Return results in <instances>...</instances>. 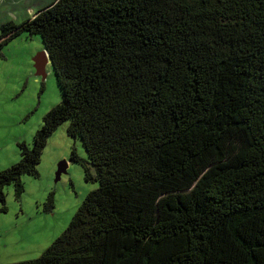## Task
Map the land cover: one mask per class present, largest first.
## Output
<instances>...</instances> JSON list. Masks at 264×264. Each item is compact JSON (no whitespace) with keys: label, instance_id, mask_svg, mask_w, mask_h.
Instances as JSON below:
<instances>
[{"label":"trees","instance_id":"16d2710c","mask_svg":"<svg viewBox=\"0 0 264 264\" xmlns=\"http://www.w3.org/2000/svg\"><path fill=\"white\" fill-rule=\"evenodd\" d=\"M23 31L62 99L0 168V201L67 120L98 186L9 264H264V0H54L4 22L0 49Z\"/></svg>","mask_w":264,"mask_h":264},{"label":"rangeland","instance_id":"374dc122","mask_svg":"<svg viewBox=\"0 0 264 264\" xmlns=\"http://www.w3.org/2000/svg\"><path fill=\"white\" fill-rule=\"evenodd\" d=\"M49 0H0V29L7 21L20 23ZM39 35L23 31L0 49V168L20 159L18 142L32 146L35 131L45 114L62 99L53 68ZM69 121L48 137L37 164L38 175L23 174V191L5 186L0 201V264L33 259L66 229L89 191L98 183L86 180L80 162L70 159L72 150L86 159L82 140L68 134ZM66 170L57 177L61 161ZM6 208L3 210V207Z\"/></svg>","mask_w":264,"mask_h":264},{"label":"water","instance_id":"95a60500","mask_svg":"<svg viewBox=\"0 0 264 264\" xmlns=\"http://www.w3.org/2000/svg\"><path fill=\"white\" fill-rule=\"evenodd\" d=\"M41 55L47 56L48 61H49V55H48V52L46 49H43V51H41V54L39 56H41ZM67 164H68V161L65 159L63 161H61V163L59 164L58 169H57V177L60 176L61 172L66 170Z\"/></svg>","mask_w":264,"mask_h":264},{"label":"crops","instance_id":"0c3cea01","mask_svg":"<svg viewBox=\"0 0 264 264\" xmlns=\"http://www.w3.org/2000/svg\"><path fill=\"white\" fill-rule=\"evenodd\" d=\"M49 1H50V2H48V3H47V4H45L44 6H46V5L50 4V3H51V2H53L54 0H49ZM44 6H43V7H44ZM35 13H36V12H35ZM35 13H33V14H32V16H33Z\"/></svg>","mask_w":264,"mask_h":264},{"label":"flooded vegetation","instance_id":"af4514ba","mask_svg":"<svg viewBox=\"0 0 264 264\" xmlns=\"http://www.w3.org/2000/svg\"><path fill=\"white\" fill-rule=\"evenodd\" d=\"M40 58H41V63H42V59H43L42 56Z\"/></svg>","mask_w":264,"mask_h":264},{"label":"built area","instance_id":"2783aa9c","mask_svg":"<svg viewBox=\"0 0 264 264\" xmlns=\"http://www.w3.org/2000/svg\"><path fill=\"white\" fill-rule=\"evenodd\" d=\"M41 57V56H40Z\"/></svg>","mask_w":264,"mask_h":264}]
</instances>
